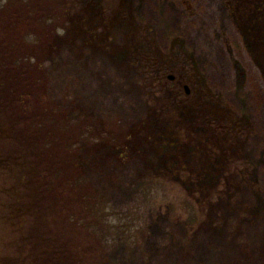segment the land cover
I'll return each mask as SVG.
<instances>
[{"label":"trees","instance_id":"1","mask_svg":"<svg viewBox=\"0 0 264 264\" xmlns=\"http://www.w3.org/2000/svg\"><path fill=\"white\" fill-rule=\"evenodd\" d=\"M81 1L0 0V179L8 180L0 185V218L10 232L21 233L16 255H0V264H103L109 241H133L135 217L117 211L109 195L84 178L81 145H87L90 153L107 146L120 158L130 144L150 143L167 168L150 174V183L165 179L184 189L195 180L199 183L202 172L185 165L182 150L191 156L206 154L229 170L235 167V172L228 171L225 191L231 179L243 180L251 167L235 153L238 141L251 136L252 122L233 110L222 93L208 90L193 63L188 68L179 65L175 45L169 50L143 49L136 60L145 88L156 101L152 121L136 126L143 138L133 141V131L113 110L96 120L87 110L74 108L77 113L70 117L67 104H59L49 91L45 62L59 49L56 32L62 29L59 38L79 42L81 48L107 51L111 28L133 15V0ZM232 1L236 10L231 15L240 34L248 42L262 36L264 0ZM58 7L60 14L55 15L52 11ZM251 51L252 57L261 59L264 77V46L261 52ZM167 71L175 78L170 80ZM184 83L190 85L189 94ZM61 94L65 101L68 87ZM193 191L184 199L191 224L196 221L194 208L201 211L189 194ZM70 230L93 238L80 241L70 237Z\"/></svg>","mask_w":264,"mask_h":264},{"label":"rangeland","instance_id":"2","mask_svg":"<svg viewBox=\"0 0 264 264\" xmlns=\"http://www.w3.org/2000/svg\"><path fill=\"white\" fill-rule=\"evenodd\" d=\"M230 2L133 0V15L111 28L107 51L81 48L79 42L59 38L62 29L56 32L59 49L45 62L49 91L59 104H67L70 117L82 108L99 120L107 109L113 110L133 131V141L140 138L136 126L152 121L156 101L145 88L142 66L136 60L143 49L167 46L169 50L175 45L179 65L188 68L193 63L204 86L222 93L253 126L251 136L238 141L235 153L251 167L243 180L231 179L227 191L226 176L236 168L214 164L206 154L180 152L187 167L202 172L199 183L195 175L184 189L165 179L150 183V174L167 170L161 153L150 143L130 144L120 158L117 150L107 146L90 153L87 145H81L84 178L108 194L117 211H129L135 217L133 241H109L103 264H264V77L261 59L249 52L262 51L264 29L262 36L248 42L233 23L231 12L236 7ZM60 10L52 12L59 15ZM55 24L61 25L59 18ZM166 73L175 78L174 73ZM184 84L190 93V85ZM66 87L70 95L64 101L61 92ZM7 181L3 177L0 185ZM192 190H196L189 193L192 201L201 207V211L193 210V224L187 221L184 202ZM0 223V255L15 256L21 233L10 232L1 218ZM69 235L80 241L93 238L77 230Z\"/></svg>","mask_w":264,"mask_h":264},{"label":"water","instance_id":"3","mask_svg":"<svg viewBox=\"0 0 264 264\" xmlns=\"http://www.w3.org/2000/svg\"><path fill=\"white\" fill-rule=\"evenodd\" d=\"M169 79H173V76L172 75H169L168 76ZM184 89H185V92L188 94L189 93V89H188V86L187 85H184Z\"/></svg>","mask_w":264,"mask_h":264},{"label":"flooded vegetation","instance_id":"4","mask_svg":"<svg viewBox=\"0 0 264 264\" xmlns=\"http://www.w3.org/2000/svg\"><path fill=\"white\" fill-rule=\"evenodd\" d=\"M171 80V79H170ZM185 90V89H184Z\"/></svg>","mask_w":264,"mask_h":264}]
</instances>
